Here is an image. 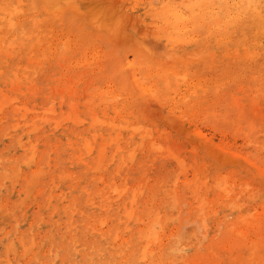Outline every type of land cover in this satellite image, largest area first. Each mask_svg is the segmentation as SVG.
<instances>
[{"label": "bare ground", "instance_id": "1", "mask_svg": "<svg viewBox=\"0 0 264 264\" xmlns=\"http://www.w3.org/2000/svg\"><path fill=\"white\" fill-rule=\"evenodd\" d=\"M142 2L134 0L138 12ZM147 3L144 14H134L123 0H0V139L21 128L24 133H54L48 125L53 129L67 124L63 133H73L70 141L47 142L48 147L36 149V160L46 162L53 153L48 161L55 170L60 167L53 179L59 185L61 176L63 179L70 175L69 191L80 189L81 195H73L63 209L76 205L79 216H88V205L99 207L98 214L86 216L85 228L99 237L113 235L112 246L119 251H110L116 257H123L116 264H132L131 257L133 260L146 257L149 264H155L157 258L152 255H166L172 248L169 240L181 234L186 221L204 220L201 212L205 203L217 212L220 206L224 208L217 220V226L224 228V235L215 240L219 242L217 247L214 239L206 244L203 255L195 261L264 264V218L248 209L239 211L232 221L225 220L231 214V204L234 206L232 198L222 193L228 190L224 187L227 175L224 177L220 172L214 176V181L220 182L217 188L224 189L215 198L206 197L204 203L200 193V182L207 179L202 180L209 159L211 164L221 167L231 164L254 169L248 158L231 149L215 148L213 141H206L205 133L196 128L186 141L179 137L175 140L178 151L167 152L179 169L190 168L192 177L185 174L179 180L178 174L173 176L171 169H165L151 181L145 161L164 147L158 149L155 140L141 146V138L149 135L151 123L160 119L169 120L178 135L189 132L186 124L178 121L175 109L183 106L202 116L208 109L210 96L216 97L218 106L224 109L220 113H232L233 121L249 116L238 109L241 98L236 96L234 86L242 84L250 74L264 71V0H161L156 5L150 0ZM148 19L152 23L150 30L140 23ZM190 29L194 34L188 39L190 35L185 33ZM149 32L153 39L148 38ZM249 89L246 94L252 93ZM165 105L170 106L167 112H163ZM250 114L249 123L251 119L254 124L263 119ZM243 134L250 143V134ZM184 142L192 145L188 155L179 153ZM24 144V151L11 158L18 164L27 158L34 160V141ZM71 166L79 170L74 172L69 169ZM39 170L35 172L44 173ZM38 174L31 175L37 178ZM170 182L172 186L165 187L166 200L153 203L154 197ZM45 184L49 185L50 181ZM244 185L252 187L240 190L244 200L254 197L257 188L264 193V169L257 170L254 182L248 180ZM182 188L193 195L189 207L185 213L184 202H179V221L154 246L152 240L156 241L158 234L155 232L162 230L159 223L165 225L168 217V213L159 217V212L171 197L176 199L174 194L180 195ZM28 195L27 191L23 197ZM62 195L65 196L64 191L54 192L53 197L58 199ZM21 200L23 204L25 200ZM172 205L175 206L174 202ZM261 205L264 209V198ZM174 217L177 220V214ZM104 219L112 223L108 229L98 228L95 222L104 224ZM156 225L158 228H154ZM126 228L127 236L123 232L120 242H115L116 234ZM96 240L80 243L82 247H90L96 245ZM147 246L150 248L145 250Z\"/></svg>", "mask_w": 264, "mask_h": 264}, {"label": "rangeland", "instance_id": "2", "mask_svg": "<svg viewBox=\"0 0 264 264\" xmlns=\"http://www.w3.org/2000/svg\"><path fill=\"white\" fill-rule=\"evenodd\" d=\"M123 1L129 5L130 12H133L134 14L138 12V9L133 6L134 0ZM149 1L150 0H143L141 4V11L138 13L143 12L144 14L145 9H147L144 7L147 6V2ZM151 2L152 4L156 5L157 3H160L161 0H151ZM140 23H142L143 27L146 26V28H149L150 30L152 23L149 22V19ZM188 31L189 32L185 33V35H190L188 37V39H190L194 33L192 32V29ZM182 35L183 34H181L180 37ZM148 38L153 39L152 33H148ZM225 56L229 55L227 54ZM247 89H249V91L252 93L246 94ZM234 91L236 96L241 98L239 100L240 102L238 103L240 108L238 109L247 112L249 115L248 117H240L236 121H233L232 113L230 111L220 113V111L224 109H222L221 106H218L216 97L210 96V103L206 105L208 109L207 111H203L204 114H202V116H197L190 110L189 112L183 106H181V108L175 109L174 114L179 119L177 120L183 121L186 124V127L190 129L187 133L178 135L179 133L176 131L175 127L170 125L169 120L166 121L160 119V121L151 123L149 126L151 133L149 132V135H144V137L141 138V146L144 145L148 140H155V146L159 143L157 146L158 149L161 147L164 148H162L163 150H157L155 147L158 152L157 155L150 156L146 159L145 162L147 163L146 166L148 168V177L151 181H153V178L156 175L164 173L165 169H171V175L174 176L178 174L180 177L179 180H183L185 174H188V178H191L192 170L190 168H186V166L185 168L179 169V167L176 165L174 157L172 155L168 156L170 154L168 153L167 155V152L169 149L178 151L175 147V140L179 137L180 140L186 141L188 138L193 136V130L200 128V131L205 133L204 135L206 137V141L212 140L215 144V148L231 149V151L236 154L238 152L240 156L248 158L255 166L254 169H249L244 167V165L236 166L231 164L221 167L216 163L211 164V159H209L207 165L208 168L204 170L205 172L203 171L204 174L202 180H205L206 177L207 179L205 183L202 181L200 182V193L203 196L204 203L206 201V197L210 199L215 198L217 192H222L224 190H221L222 188L219 186L217 188L216 184L218 185L220 182L214 181V176H217V174L221 172L222 175L224 174V177L227 175L225 177L226 181H224V179L222 181L227 183L224 184V187L226 186L225 189L228 188V193H225L226 190L222 193L226 196V198H232V203L234 204V206L231 204L230 207H233L231 214L228 217H225V220L232 221L234 216L240 213L239 211L248 209H252L255 214L264 218V209L261 205V201L264 198V193L260 192V189L257 188L254 190V197L247 200L242 199L241 193H239L243 188L252 189V187L249 185V187H246L244 185L245 182L248 180L250 182H254L257 170L264 169V71L259 74H250L247 79L242 82V84L234 86ZM255 99H257V102ZM252 100L260 107H254L255 104ZM163 109V112H167L168 109H170V106L165 105ZM254 110L255 113L259 114L255 116ZM251 112L253 113L254 117H263V119H261L259 122H256L255 124L253 123L254 121L252 119L250 123L247 122V120H249L252 116V114H250ZM237 116L239 117V114ZM66 125L64 124L53 129L52 125H48V129L54 130V133H36L37 131L24 133V130L21 128L19 130L13 131L12 133H8L6 136L0 139V264H3L4 262L6 264H95L96 261H103L105 264H116V260H121L123 258H121L120 255L117 257L112 255L111 251H119V249H116L112 246L113 242L111 237L113 235H111L109 238L99 237L97 233H91L90 229L85 228L86 218L89 216V214L93 215L99 213L98 206L88 205V216L85 214H83V216H79L76 205H71V207L68 206L66 209L62 208L64 205L69 204V201L73 195H81V191L79 188L74 189L73 193L69 191L67 184L71 179L70 175L67 177L65 176L63 179H61V176L59 179L61 183L59 185L56 183L55 179H53V176L55 175L54 173H57L60 168L59 167L57 170H55L56 167L52 165L53 163L48 161L54 154H50L46 162L38 163L36 160L37 156H35V152L48 147L46 144L47 142L50 144L57 141L66 143L70 141L73 133H63L64 127ZM155 128L156 130H154ZM243 133L250 134V143L246 142ZM19 136L21 138L18 139ZM36 137L39 138L36 139ZM28 141H34V149H32V152L35 153L33 156L34 160L32 161L30 158H27L18 164L17 161H13L11 158L23 152V147L25 145L24 142ZM9 143L11 144L8 145ZM172 144H174V146ZM184 144L185 146L179 150V153L188 155V152L192 149V145L186 142H184ZM63 147L64 146H61V148ZM145 154H147V151H145ZM199 154L201 153H198L197 155ZM216 167H219L220 169ZM38 168L40 169L39 171L42 169L44 173L42 171L35 172V170ZM69 169L74 172L79 170L78 167L73 166L69 167ZM5 172H7V175L10 177L7 176L6 178ZM14 173H16L17 176H14ZM32 173H34V176L35 173L39 174L38 176L36 175L37 178H33L34 176L32 177ZM11 175H13L12 178ZM35 180H37V182ZM51 180H53V182ZM47 181H50L49 185L45 184ZM223 183H221L222 186ZM231 183L232 186L230 185ZM25 184L35 185L32 186V188L29 185L26 186ZM171 186L172 182H170L167 186H163L164 188L160 192L159 196L154 197L153 203L166 200L165 187L170 188ZM174 186L175 185H173V187ZM88 188H90V186H88ZM232 188L233 192L229 193ZM27 191L29 193V199L27 197H23L25 194L27 195ZM62 191H64V197L63 195L59 197L60 199L53 197L54 192L61 193ZM112 191L116 192V190ZM174 195L176 199L174 200V198L171 197L174 201L170 198V202L166 203L159 212V217H165L167 213L168 217L166 218L165 225L159 223V228H162V230L160 229L162 232L160 230H156L157 232L155 233H158L156 236V241L151 239L154 246L164 238V234L167 232V229L179 221V202L181 200L184 202L182 207L186 213L189 207L188 201L192 200L193 198L192 193L186 191L184 188L181 189L180 195ZM236 196L237 199H235ZM21 199L25 200L23 201V204ZM172 201L175 204L174 207H172ZM196 202L195 205H197ZM153 203H151L150 206H152ZM47 204L48 206H46ZM56 204H58L57 207H55ZM221 204H223V202H221ZM204 206L205 207L202 209L203 211L201 212V215H203V219L205 220L203 224L205 225L206 223V225L204 226L202 224L204 220L201 222H192L188 220L191 223L186 221V226L184 225V229H181V234H178L177 237H172L169 240L172 246L171 250L173 249L176 251L169 250L166 255L161 256L159 254L152 255V258H157L155 261H153V263L199 264L197 261H195V259L203 255L205 251V245L208 244L212 239L215 241L216 239L222 238L224 235L223 226H217V220L223 215L224 208L220 206V212H217L210 204L205 203ZM176 214L178 217L177 220L176 217H174ZM69 215L70 218L68 217ZM170 218H172V221ZM76 219H78V221ZM103 221V225L99 223L100 221L95 222V224H98V228L102 227L103 229H108V226L112 223V221L109 219H104ZM68 223H70V232L68 230ZM154 228H158L157 225L156 227L154 226ZM262 230L264 231V226L262 227ZM123 232H126L127 236L129 229L126 228L124 230H120L116 234L118 237L115 239V242H120L121 239L119 236L122 235ZM151 232L153 235H156L154 234L153 230ZM205 233L206 235L204 237ZM202 234L205 239L202 237ZM71 236L72 240L68 241L69 237ZM151 237L153 236H150L149 238ZM93 239H97L95 242L96 245L99 246L100 251L99 249H96L95 244L90 247H82V244L80 243V241H86V243H88ZM218 244L219 242H217L214 247H217ZM149 246H147L145 250H147ZM159 253L162 252L160 251ZM66 256H68V258L64 261L63 257ZM181 258H183V260H181ZM212 259L216 260V257ZM129 260L132 261V264H149V260L146 257L143 260H133L131 257Z\"/></svg>", "mask_w": 264, "mask_h": 264}]
</instances>
